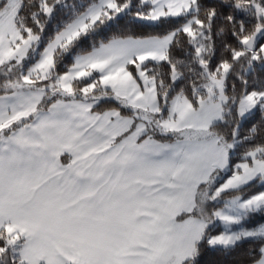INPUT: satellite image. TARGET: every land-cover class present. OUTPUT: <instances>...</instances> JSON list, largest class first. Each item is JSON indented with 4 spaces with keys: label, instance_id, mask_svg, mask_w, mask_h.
I'll return each mask as SVG.
<instances>
[{
    "label": "snow or ice",
    "instance_id": "1",
    "mask_svg": "<svg viewBox=\"0 0 264 264\" xmlns=\"http://www.w3.org/2000/svg\"><path fill=\"white\" fill-rule=\"evenodd\" d=\"M0 264H264V0H0Z\"/></svg>",
    "mask_w": 264,
    "mask_h": 264
}]
</instances>
